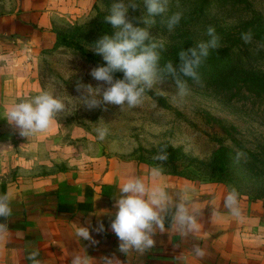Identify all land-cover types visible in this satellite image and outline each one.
Instances as JSON below:
<instances>
[{"label":"rangeland","instance_id":"rangeland-1","mask_svg":"<svg viewBox=\"0 0 264 264\" xmlns=\"http://www.w3.org/2000/svg\"><path fill=\"white\" fill-rule=\"evenodd\" d=\"M58 1L60 9L52 15L48 30L25 32L34 44L32 50L24 54L22 40L19 61L9 57L15 52L3 51L0 58V181L92 166L109 158L137 160L160 166L165 173L177 170L201 184L224 186L227 193L235 187L239 198L260 202L264 208V90L260 81H250L254 76L264 80V48L254 39L251 44L237 40L240 25L257 14L264 18V0H171L169 11L156 17L145 41L163 42L161 67L171 61L178 68V52L206 40L209 25L215 26L221 37L218 49L224 52L201 66L202 83L184 78L188 92L182 99L176 95L174 76L166 73L146 91L143 103L131 108L104 103L89 108L83 103L77 84L107 87L90 74L106 62L102 55L104 63L72 46L55 44L57 33L63 32L96 53L95 43L115 31L104 20L114 0ZM146 11L141 0L139 7L129 9L128 18L134 26L144 27ZM175 12H181L182 19L169 32L166 21ZM123 76L114 73L115 79ZM42 91L65 100L67 110L46 132L21 136L5 118L6 110ZM98 127L108 129L104 140L97 138ZM169 146L179 152H170ZM161 148L167 152L166 161L154 159ZM222 148L228 158L225 168ZM237 152L244 153L239 161ZM173 155L176 169L170 160ZM261 243L251 248L256 259L264 257Z\"/></svg>","mask_w":264,"mask_h":264},{"label":"crops","instance_id":"crops-1","mask_svg":"<svg viewBox=\"0 0 264 264\" xmlns=\"http://www.w3.org/2000/svg\"><path fill=\"white\" fill-rule=\"evenodd\" d=\"M5 1L0 0V58L4 56L3 51L15 52L9 57L19 61L21 41H26L24 54L34 45L25 32L48 30L60 2ZM12 75L20 80L18 75ZM152 168L137 160L109 158L92 166L0 181V194H11L13 208L9 238L0 245V264H31L27 256L33 250H39L41 264H71L76 254L87 257L89 264L264 263V257L256 259L251 249L256 243H264V208L260 202L248 203L239 198L243 219H238L224 206L227 195L224 186L201 184L165 172L160 182L174 201L178 191L189 189L187 206L198 212L199 231L181 235L172 225L169 214L163 230H156L154 248L121 252L120 241L110 227L117 210L119 185L125 181L129 170L151 184ZM79 224L90 227L95 243L75 236ZM101 224L103 230L97 231ZM195 245L204 249V256L194 253Z\"/></svg>","mask_w":264,"mask_h":264},{"label":"clouds","instance_id":"clouds-1","mask_svg":"<svg viewBox=\"0 0 264 264\" xmlns=\"http://www.w3.org/2000/svg\"><path fill=\"white\" fill-rule=\"evenodd\" d=\"M146 6V14L142 17L144 27L134 26L128 18L129 9L139 7L141 0H114L110 13L104 20L115 29L112 35L105 34L95 43V52L102 55L104 65L91 69V76L104 82L107 87H93L91 84H77V91L83 90L80 98L89 108L99 107L102 103L112 105H127L137 107L143 103L146 91L160 81L164 74H171L178 86L177 97L182 99L187 95L189 78L200 84L199 69L207 60L212 50L221 46V37L215 26L209 25L206 29V40L199 41L195 46L182 48L177 56L180 64L176 68L171 61L161 67V52L163 42L149 40V29L156 24V17L169 11L171 0H142ZM181 12H175L167 18L166 25L169 32L179 25L182 19ZM253 32L248 30L241 33L245 44L253 42ZM122 71V79H115L114 73ZM67 110V102L54 93L42 91L28 99L12 104L6 110V119L9 124L19 129L21 136L28 137L36 133H43L50 129L58 114ZM97 138L104 140L108 134L106 127L96 129ZM244 156L237 152L236 160ZM164 148L154 157L158 161L167 160ZM153 182L147 183L129 170L125 181L119 185V198L116 199L115 218L111 222V230L120 241L119 250L146 251L156 245L154 239L156 230H163L165 219L171 214L172 225L181 233L188 235L199 231L197 210H190L189 189L185 187L176 194L175 201L170 196L167 187L160 182L163 169L155 166L150 170ZM240 193L233 187L224 198V206L230 214L243 219L242 208L239 202ZM13 215L11 194H0V245L9 238V222ZM103 230V224L97 231ZM75 236L83 241H93L90 227L81 225L76 228ZM197 256H204L205 251L200 246L193 248ZM39 250L28 253L27 259L31 264H41L38 259ZM71 264H89L87 257L76 254L71 258Z\"/></svg>","mask_w":264,"mask_h":264},{"label":"trees","instance_id":"trees-1","mask_svg":"<svg viewBox=\"0 0 264 264\" xmlns=\"http://www.w3.org/2000/svg\"><path fill=\"white\" fill-rule=\"evenodd\" d=\"M237 1L243 2V1H248V0H237ZM238 30H239L238 31L239 38L237 40L241 39V33L242 32H247L248 30H251L254 34L253 39L256 40L259 43V45L264 48V18L262 15H260V14L254 15L250 20H248L244 24L240 25ZM55 44L57 46H63V45L64 46H72V47L80 50L87 57L94 59V60H97L98 62L104 63L103 60H101L100 55L89 51L87 48H85V46L81 43V41L79 39H76L72 35H68L67 33L58 32L56 35ZM192 46H194V45H192ZM223 52H224V50H222V49L212 50L206 61L214 62ZM116 74L121 75L122 72L118 71V72H116ZM250 81H252V82L260 81L262 88L264 90V80L262 78H260L259 76H254V77L250 78ZM169 151L172 153H178L179 152L178 149H173L172 146H169ZM220 151H221V155L223 158L222 164L225 168L226 163L228 162V158L224 152L225 151L224 148H222ZM170 160L172 162V167H174V169H176L175 168L176 167L175 156L174 155L171 156ZM171 174L182 176V174L177 172V170H173V172Z\"/></svg>","mask_w":264,"mask_h":264}]
</instances>
